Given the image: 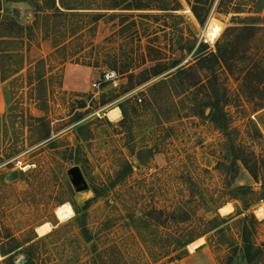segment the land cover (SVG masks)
Returning a JSON list of instances; mask_svg holds the SVG:
<instances>
[{
    "label": "rangeland",
    "instance_id": "1",
    "mask_svg": "<svg viewBox=\"0 0 264 264\" xmlns=\"http://www.w3.org/2000/svg\"><path fill=\"white\" fill-rule=\"evenodd\" d=\"M1 2L23 31L0 39V264H264L260 184L229 167L232 146L264 161V0ZM106 70L120 87L92 98Z\"/></svg>",
    "mask_w": 264,
    "mask_h": 264
},
{
    "label": "trees",
    "instance_id": "2",
    "mask_svg": "<svg viewBox=\"0 0 264 264\" xmlns=\"http://www.w3.org/2000/svg\"><path fill=\"white\" fill-rule=\"evenodd\" d=\"M12 1L18 2V0H12ZM19 1L20 2H30L31 1L34 4V7H39L37 2H35L37 0H19ZM1 3L2 2L0 0V25H6L7 30L10 31V35L4 36V37L2 36L0 39H3V38L14 39L17 36H15V34L13 32L17 33V32L23 31V26L18 24L17 21L13 17L4 13ZM53 8L55 11H58V12L60 11L59 7H55L53 5ZM205 51H206V47L199 46V50H198L199 54H201ZM0 53L7 55L6 58H8L10 55H13V52H7V51H0ZM211 57L213 59H215V61H217V57L215 55L211 54ZM181 72L182 71H180L179 73H181ZM218 95H219L218 93L213 92V95L208 97V100L204 102L203 106L205 109H209V113L207 116L209 121L219 130L226 131L227 119L223 113V106H222L223 103H222V101H219ZM199 115L203 116L204 110L200 109ZM49 137H50V133L48 130L46 132V134L42 137V139L46 140V139H49ZM232 153H233V158H232L230 166H229L230 171L235 172V170L238 167L237 162H240L241 165L243 166V168L248 172V174L256 182H258L260 184V197H261L260 199H264V161L261 160L262 163L254 161L255 163L253 165L250 164L246 158L245 151L242 150L241 148H238L235 146H232ZM91 191L93 192L95 197L100 196V191L98 188L92 187ZM238 191L244 193L245 191H247V188H239ZM87 206H88V202L85 205V209ZM184 247L185 246H182V248H184ZM13 251H14V249H10L6 253V255L12 253ZM256 253H260V250H259V248H256L250 242V240L247 236V232L245 230L243 233V248H242V259H243V261L250 263L252 261L254 254H256ZM171 260H179V257L174 256L173 258H171ZM9 262H12L11 258H9ZM25 264H32V262H30V260L27 259Z\"/></svg>",
    "mask_w": 264,
    "mask_h": 264
},
{
    "label": "bare ground",
    "instance_id": "3",
    "mask_svg": "<svg viewBox=\"0 0 264 264\" xmlns=\"http://www.w3.org/2000/svg\"><path fill=\"white\" fill-rule=\"evenodd\" d=\"M204 35L205 37L211 42L213 43L218 35H219V28L217 25L213 24V23H210L207 28L205 29L204 31ZM106 116H108L110 119L112 120H116L117 118L120 117V112L115 109V110H109L106 114ZM259 213V211H258ZM73 211L70 210V209H67L65 211H62L60 214H59V218L61 220H68L70 219L72 216H73ZM50 231V226L48 224H43L41 226H39L37 229H36V232L38 233L39 236H42V235H45L46 233H48ZM201 240H198L194 243H192L190 245V248L193 250L195 249L199 244H200ZM0 259H1V256H0Z\"/></svg>",
    "mask_w": 264,
    "mask_h": 264
},
{
    "label": "water",
    "instance_id": "4",
    "mask_svg": "<svg viewBox=\"0 0 264 264\" xmlns=\"http://www.w3.org/2000/svg\"><path fill=\"white\" fill-rule=\"evenodd\" d=\"M100 79L102 78V76H99ZM85 104H82L81 107H84ZM67 176L69 178L70 184L74 190V192H85L88 190V184L86 182V180L84 179L81 170L77 167V166H73L71 167L68 171H67ZM26 260L25 259H21L19 261V264H25ZM236 264H240L239 261H236Z\"/></svg>",
    "mask_w": 264,
    "mask_h": 264
},
{
    "label": "built area",
    "instance_id": "5",
    "mask_svg": "<svg viewBox=\"0 0 264 264\" xmlns=\"http://www.w3.org/2000/svg\"><path fill=\"white\" fill-rule=\"evenodd\" d=\"M102 78L94 82L91 87L96 90V93L93 94L92 98H95L98 92L100 91L101 86H108L111 89H118L121 83V76L114 70H106L100 74Z\"/></svg>",
    "mask_w": 264,
    "mask_h": 264
},
{
    "label": "crops",
    "instance_id": "6",
    "mask_svg": "<svg viewBox=\"0 0 264 264\" xmlns=\"http://www.w3.org/2000/svg\"><path fill=\"white\" fill-rule=\"evenodd\" d=\"M118 110V109H117ZM119 111V110H118ZM119 118H117V120H118Z\"/></svg>",
    "mask_w": 264,
    "mask_h": 264
}]
</instances>
